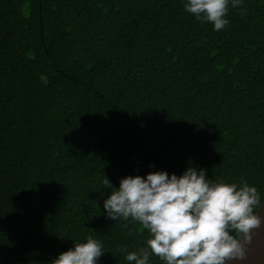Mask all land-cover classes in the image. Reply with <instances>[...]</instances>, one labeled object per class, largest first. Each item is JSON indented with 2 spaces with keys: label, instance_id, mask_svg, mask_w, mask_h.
<instances>
[{
  "label": "trees",
  "instance_id": "obj_1",
  "mask_svg": "<svg viewBox=\"0 0 264 264\" xmlns=\"http://www.w3.org/2000/svg\"><path fill=\"white\" fill-rule=\"evenodd\" d=\"M186 2L0 0V264L89 236L98 264H129L149 233L108 218L105 178L194 167L263 201L264 0L220 31Z\"/></svg>",
  "mask_w": 264,
  "mask_h": 264
},
{
  "label": "clouds",
  "instance_id": "obj_2",
  "mask_svg": "<svg viewBox=\"0 0 264 264\" xmlns=\"http://www.w3.org/2000/svg\"><path fill=\"white\" fill-rule=\"evenodd\" d=\"M242 0H187L185 10L216 31L229 23V5ZM112 193L104 202L110 219H131L147 230L146 246L127 252L129 264H149L151 256L163 264H233L248 258L253 232L264 218L260 194L246 181L212 182L202 169L189 167L182 176L166 171L150 172L146 178L128 176L118 189L109 179ZM103 245L89 236L86 243L61 253L52 264H98Z\"/></svg>",
  "mask_w": 264,
  "mask_h": 264
},
{
  "label": "water",
  "instance_id": "obj_3",
  "mask_svg": "<svg viewBox=\"0 0 264 264\" xmlns=\"http://www.w3.org/2000/svg\"><path fill=\"white\" fill-rule=\"evenodd\" d=\"M261 204L264 205V199ZM258 214L264 218V206L258 210ZM233 264H264V223L253 232L248 258L243 262H233Z\"/></svg>",
  "mask_w": 264,
  "mask_h": 264
}]
</instances>
